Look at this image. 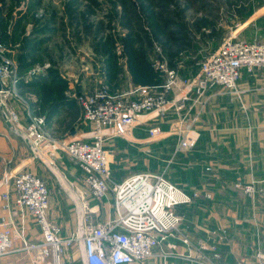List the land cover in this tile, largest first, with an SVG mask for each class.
Instances as JSON below:
<instances>
[{
    "label": "crops",
    "instance_id": "crops-1",
    "mask_svg": "<svg viewBox=\"0 0 264 264\" xmlns=\"http://www.w3.org/2000/svg\"><path fill=\"white\" fill-rule=\"evenodd\" d=\"M250 6L247 16L241 19L244 29L242 32L249 30L253 40L264 41V0H255ZM47 41L40 47L49 49L50 44ZM49 52L52 54V50ZM179 72L182 77H191L185 76L184 70ZM59 74L66 85V102L60 108L57 107L53 116L47 117V127L51 129L53 136L60 139H86L94 125L84 119L73 91L75 89L91 92L93 82L87 75L73 81L74 79ZM39 84L36 79L20 80L17 90L27 101L18 104L16 102V108L24 123L29 120V109L31 107L35 109L33 107L35 105L41 106L43 86ZM238 87L242 92L235 93L221 86L213 87L207 91L204 98L198 97L193 91L190 99L176 111L175 124L178 126H180L178 119L181 116L185 120L197 114L199 116L195 123L196 129L200 132L196 145L197 156L199 160L213 165V171L209 172L208 178H204L203 174L198 176L203 178L198 183V189L208 191L212 194V198L184 206L182 208V213L185 214L184 223L180 234L169 236L156 245L153 257L132 264H199L196 260L199 248L195 245V240L217 243L222 260L226 264L262 263L264 257V68H257L252 72L243 69L238 79ZM120 91L123 90H114V92ZM172 95L173 93H170L168 97ZM13 97H10V100ZM73 115H75L74 119ZM154 119L152 117L138 125L129 135L106 140V150L109 153L113 151L114 183H120L132 174L139 173L137 166L132 164L138 156L135 144L149 142L148 136L143 138L145 133H142L140 127ZM153 126L160 127L158 123H154ZM55 150L59 158L53 161L50 156ZM55 150L36 155L26 141L10 129L0 107V220L11 215V212L4 209L5 200L1 197L6 189L3 185L4 180L8 179V185H12V177L17 172L31 171L44 178L48 184L49 219L62 228V236L75 235L83 211L80 204L73 200L71 189L74 187L73 190L88 189L84 183L82 169L68 161L64 151ZM237 180L260 181L257 183L256 196H240L233 188ZM68 193L71 194V200L67 196ZM88 194H91L90 191ZM88 202L89 207L95 211L101 207L106 212L112 207L115 210V203H111L108 198L106 200L90 197ZM10 203L14 210V219L20 222L21 217L14 204L13 194ZM74 210L79 213V217L75 215ZM96 216L98 223L111 220L110 213L102 219ZM25 222L26 238L31 242L41 241V229L31 213H26ZM220 227L225 228L226 232L211 239L209 230ZM75 247V254L74 250L66 251L65 264H73L72 259L75 257H78L80 264H84L81 247L78 244ZM33 255L34 252L25 249L21 239L14 236L12 250L0 256V264H36Z\"/></svg>",
    "mask_w": 264,
    "mask_h": 264
},
{
    "label": "built area",
    "instance_id": "built-area-1",
    "mask_svg": "<svg viewBox=\"0 0 264 264\" xmlns=\"http://www.w3.org/2000/svg\"><path fill=\"white\" fill-rule=\"evenodd\" d=\"M4 51L7 49L0 43L4 102L1 111L10 129L20 135L36 155L55 149L64 151L82 169L84 183L97 199L107 195L110 185L115 192L114 219L93 223L82 213L75 235L64 237L62 228L49 219L50 190L44 178L31 171H20L12 177V185H8L9 181L5 179L3 185L6 189L1 197L5 200L4 209L11 215L0 220V256L12 250L15 236L21 239L25 249L34 252L32 258L36 264H65L64 253L76 244L81 247L84 264H132L153 257L155 246L179 230L182 217L176 212V207L192 202L197 193L186 192L159 173H136L114 183L105 141L129 135L137 125L171 109L180 110L193 91L201 98L217 86L240 93L238 79L242 70L264 68V42L234 39L232 35L205 60L195 76L182 77L161 54L152 64L164 74L161 83L138 86L125 93L101 87L75 94L84 119L92 122L94 127L86 139L65 140L48 132L46 116L39 110L29 109V120L23 124L16 108L6 105L9 96L23 98L17 90L21 79L14 74L17 66L2 54ZM49 67V63L41 68L34 67L29 75ZM170 93L174 95L172 98L168 97ZM198 118L197 114L189 120L183 116L178 119L181 145L185 148L194 147L197 143L199 135L195 123ZM160 129L153 126L151 135L160 133ZM88 190L76 188L78 198L84 203ZM12 194L20 222L13 216ZM73 200L76 203V199ZM27 212L39 224L42 234L39 242L26 238Z\"/></svg>",
    "mask_w": 264,
    "mask_h": 264
},
{
    "label": "rangeland",
    "instance_id": "rangeland-1",
    "mask_svg": "<svg viewBox=\"0 0 264 264\" xmlns=\"http://www.w3.org/2000/svg\"><path fill=\"white\" fill-rule=\"evenodd\" d=\"M253 1L255 0H0V34L15 33L14 38H17L14 43H11L3 41L0 36V43L7 49L2 54L13 60L17 66L14 74L21 79H40L54 68L62 76L74 79L73 81L87 75L93 82L92 90L106 87L112 92L123 90L120 92L125 93L135 87L157 84L164 80L163 72L152 65L161 57V54L170 66L178 69V72L184 70L185 76H195L205 60L230 35L234 39L248 42H264L259 39L253 40L249 30L242 32L244 29H242L241 19L247 16L246 13L249 12ZM24 35L31 41L45 40L44 44L49 39L47 42L50 44L49 49L39 47L38 52L33 55L32 64L26 68L21 66L19 60ZM130 37L135 40V49L138 51L141 49L142 55L145 54L144 58L153 72L151 83L143 82L146 81L142 79L143 73L139 71L135 76L134 71L129 68L125 44L130 43ZM106 42H111L107 45H111L109 48L113 51L112 59L101 46ZM49 50H52V54ZM110 59L111 61L114 59L111 65ZM46 63L50 64L48 69L29 75L32 68L44 67ZM192 64L194 65L189 66ZM73 92L78 94L85 91L74 89ZM20 96L23 100L17 96L10 100L12 97L10 96L6 105L16 108V102L18 104L27 101L25 96ZM33 107L35 109L31 107L30 110L38 109L41 112V106ZM154 118L140 127L143 130L142 133H145L143 138L148 136L149 142L135 144L138 156L132 164L137 166L139 173L164 174L186 192L197 193L192 202L176 207L182 222L175 234H180L185 215L182 213V208L212 198V194L208 191L198 189V183L200 179H203L199 178L200 174L208 178L209 172L213 171V165L198 159L197 143L190 148L181 145V135L175 124L176 111L171 109ZM154 123H158L161 129L160 133L152 136L150 129ZM48 132L51 133L49 127ZM198 135L200 137V132ZM109 154V164L112 169L113 151ZM57 156L55 150L50 158L54 161L59 158ZM66 158L73 164H77L68 155ZM257 183L260 181L237 180L233 188L239 192L240 196L253 197L258 189ZM73 189H71L73 198L76 199L77 204H80L83 217H87L88 221L98 223L96 215L102 219L107 213L111 214V220L115 218L114 207L108 212L103 207L96 211L92 210V207L88 205L89 202L87 203L90 197L94 198L92 193L86 195V203H84L81 198H78L76 189ZM67 196L71 198V194L68 193ZM104 198L115 203L113 185H110ZM71 204L74 206L72 202ZM73 212L79 217L76 210ZM225 232V228L220 227L209 230L208 233L213 239ZM195 243L199 248L196 258L199 264H226L222 260L217 243L204 240H195ZM68 250H74V254L76 253L75 246ZM72 262L80 264L78 257L73 258ZM262 263L264 264V257H262Z\"/></svg>",
    "mask_w": 264,
    "mask_h": 264
},
{
    "label": "trees",
    "instance_id": "trees-1",
    "mask_svg": "<svg viewBox=\"0 0 264 264\" xmlns=\"http://www.w3.org/2000/svg\"><path fill=\"white\" fill-rule=\"evenodd\" d=\"M1 39L3 41H8L11 43H14V41L17 38H14L16 36L15 33L12 35H9L7 32H2L0 34ZM130 43L125 44L128 51V65L129 68L134 71L135 76L138 75L139 71L144 74L142 76V79H145L146 81L151 83L152 80V70L149 67V64L147 63V60L144 58L142 51L136 50L135 48V40L130 37ZM45 41V40H44ZM43 40H32L29 39L28 36L23 37V40L21 42V54H20V63L23 68H26L32 64L33 55L38 52L39 47L44 43ZM111 42H106L105 45L101 44L102 47H104L105 52L113 58V51L112 48L110 49L111 45H107ZM166 44V43H165ZM135 53L137 55L135 56ZM134 54V55H133ZM36 57V56H35ZM110 59V65L112 63ZM135 66L137 68H135ZM34 80V79H31ZM36 82H39V85H42V92H41V114H44L47 117L53 116V114L56 113L57 107L60 108L65 102V89L66 85L64 80L61 79L60 74L57 72L56 69L52 68L49 70L48 74L40 79H36ZM140 82V81H139ZM72 118H75V115L72 116Z\"/></svg>",
    "mask_w": 264,
    "mask_h": 264
},
{
    "label": "water",
    "instance_id": "water-1",
    "mask_svg": "<svg viewBox=\"0 0 264 264\" xmlns=\"http://www.w3.org/2000/svg\"><path fill=\"white\" fill-rule=\"evenodd\" d=\"M1 91H3V84H2V81L0 80V107L3 108L4 107V102H3ZM5 120H6V118H5ZM8 124H9V122H8Z\"/></svg>",
    "mask_w": 264,
    "mask_h": 264
}]
</instances>
